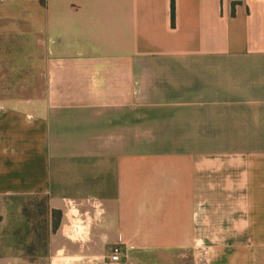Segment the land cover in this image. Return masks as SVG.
Returning a JSON list of instances; mask_svg holds the SVG:
<instances>
[{"label": "crops", "instance_id": "obj_1", "mask_svg": "<svg viewBox=\"0 0 264 264\" xmlns=\"http://www.w3.org/2000/svg\"><path fill=\"white\" fill-rule=\"evenodd\" d=\"M171 3L0 0V264H39L30 195L99 209L48 264H186L209 210L264 227V0Z\"/></svg>", "mask_w": 264, "mask_h": 264}, {"label": "rangeland", "instance_id": "obj_2", "mask_svg": "<svg viewBox=\"0 0 264 264\" xmlns=\"http://www.w3.org/2000/svg\"><path fill=\"white\" fill-rule=\"evenodd\" d=\"M145 134L141 131V137ZM171 148L172 151H169ZM178 147H154L141 145V153L176 152ZM153 149V150H152ZM154 149H159L155 150ZM178 152V151H177ZM179 186V184H178ZM169 187V186H168ZM179 187L175 192L168 191L166 202L178 205L182 201ZM172 205V206H173ZM74 203L69 210L51 209L46 197L30 195L23 202V213L30 224L31 240L27 249L28 260L48 264L51 256V236L54 233L63 234L65 239H82L90 233V222L99 217V209L95 214H84ZM248 214H251L248 217ZM205 240L191 243L187 249L186 264H264V242L260 241H211L217 237H240L248 235L259 239L264 233V227L259 225L258 210L244 211H205ZM213 214V216H212ZM235 214V217L227 216ZM246 215V216H245ZM251 223V224H250ZM236 235V236H234ZM243 237V236H242ZM131 260L128 253L125 260ZM145 262L147 259H143ZM141 262H139L140 264ZM138 264V262L136 263Z\"/></svg>", "mask_w": 264, "mask_h": 264}, {"label": "built area", "instance_id": "obj_3", "mask_svg": "<svg viewBox=\"0 0 264 264\" xmlns=\"http://www.w3.org/2000/svg\"><path fill=\"white\" fill-rule=\"evenodd\" d=\"M121 258V249L118 245H114L110 249L109 260L110 262H119Z\"/></svg>", "mask_w": 264, "mask_h": 264}, {"label": "trees", "instance_id": "obj_4", "mask_svg": "<svg viewBox=\"0 0 264 264\" xmlns=\"http://www.w3.org/2000/svg\"><path fill=\"white\" fill-rule=\"evenodd\" d=\"M171 9H172V17H173L174 16V0H172Z\"/></svg>", "mask_w": 264, "mask_h": 264}]
</instances>
